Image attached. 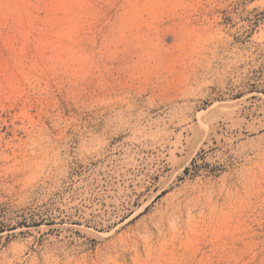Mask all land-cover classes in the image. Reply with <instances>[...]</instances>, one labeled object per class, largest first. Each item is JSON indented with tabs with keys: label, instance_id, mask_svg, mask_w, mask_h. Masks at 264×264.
Here are the masks:
<instances>
[{
	"label": "rangeland",
	"instance_id": "374dc122",
	"mask_svg": "<svg viewBox=\"0 0 264 264\" xmlns=\"http://www.w3.org/2000/svg\"><path fill=\"white\" fill-rule=\"evenodd\" d=\"M0 264H264V0H0Z\"/></svg>",
	"mask_w": 264,
	"mask_h": 264
},
{
	"label": "trees",
	"instance_id": "16d2710c",
	"mask_svg": "<svg viewBox=\"0 0 264 264\" xmlns=\"http://www.w3.org/2000/svg\"><path fill=\"white\" fill-rule=\"evenodd\" d=\"M192 166H194V168L190 166L186 167L184 173L185 174H196L200 172V168H199V165L197 164L196 158L193 159Z\"/></svg>",
	"mask_w": 264,
	"mask_h": 264
}]
</instances>
